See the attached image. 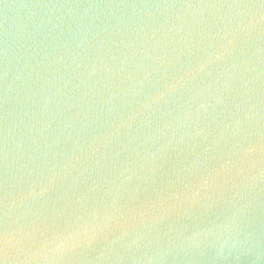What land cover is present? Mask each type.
Instances as JSON below:
<instances>
[{
  "label": "water",
  "instance_id": "1",
  "mask_svg": "<svg viewBox=\"0 0 264 264\" xmlns=\"http://www.w3.org/2000/svg\"><path fill=\"white\" fill-rule=\"evenodd\" d=\"M0 264H264V0H0Z\"/></svg>",
  "mask_w": 264,
  "mask_h": 264
}]
</instances>
